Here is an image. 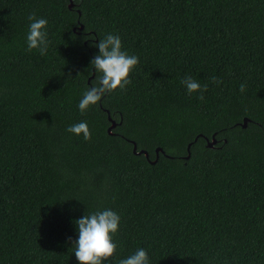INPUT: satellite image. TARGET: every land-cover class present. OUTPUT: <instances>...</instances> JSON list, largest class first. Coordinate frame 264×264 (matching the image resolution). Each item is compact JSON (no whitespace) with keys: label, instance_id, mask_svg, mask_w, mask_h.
I'll return each instance as SVG.
<instances>
[{"label":"trees","instance_id":"obj_1","mask_svg":"<svg viewBox=\"0 0 264 264\" xmlns=\"http://www.w3.org/2000/svg\"><path fill=\"white\" fill-rule=\"evenodd\" d=\"M33 13L44 56L26 50ZM110 33L139 64L81 115ZM79 122L89 141L66 131ZM105 209L120 224L103 264L139 248L149 264H264V0H0V264H79L74 222Z\"/></svg>","mask_w":264,"mask_h":264},{"label":"clouds","instance_id":"obj_2","mask_svg":"<svg viewBox=\"0 0 264 264\" xmlns=\"http://www.w3.org/2000/svg\"><path fill=\"white\" fill-rule=\"evenodd\" d=\"M28 32L26 35L27 51L37 50L41 56L47 54L50 40L46 31L48 21L45 18H37L36 15L28 16ZM98 54L94 55L90 65L96 74V82L85 90L78 104V109L83 115L90 107L95 106L106 94L119 89L126 91L132 83L129 79L131 71L139 64V58L122 51V42L118 35L108 34L95 45ZM213 83H220L216 77H212ZM189 96L199 93L197 99L204 100V92L208 85L201 84L191 76H185L181 80ZM246 85L241 84L239 91L243 93ZM66 131L83 136L85 141L91 139V131L86 122L70 125ZM78 239L73 241L74 254L79 264H103L111 258L117 245L113 242V235L118 231L120 216L109 209L95 211L76 220ZM118 264H149L148 253L139 248L134 254L119 260Z\"/></svg>","mask_w":264,"mask_h":264},{"label":"water","instance_id":"obj_3","mask_svg":"<svg viewBox=\"0 0 264 264\" xmlns=\"http://www.w3.org/2000/svg\"><path fill=\"white\" fill-rule=\"evenodd\" d=\"M69 7L71 6V2L69 3V5H68ZM80 28H81V26H80ZM108 118H109V116H108ZM110 119V118H109ZM110 121H111V124L109 125V127H108V129H107V132L108 133H111V129L115 126V123H114V121H112L111 119H110ZM246 121H247V119H243V121H242V126L244 127L245 125H246ZM131 143H132V152L133 153H135V154H143L146 158H148V153L146 152V151H144V150H139V151H136V144H135V142H133V141H130ZM215 142V140H214V138H212V140L211 141H209V142H207L208 143V146H211L213 143ZM189 146H187V148H188ZM158 152H162V150L160 149V148H157V149H155V159L153 160V161H151V163H154L155 161H156V159H157V157H158Z\"/></svg>","mask_w":264,"mask_h":264}]
</instances>
